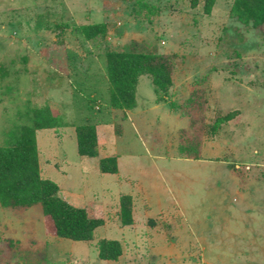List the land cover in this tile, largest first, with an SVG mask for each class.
<instances>
[{
	"label": "rangeland",
	"instance_id": "rangeland-1",
	"mask_svg": "<svg viewBox=\"0 0 264 264\" xmlns=\"http://www.w3.org/2000/svg\"><path fill=\"white\" fill-rule=\"evenodd\" d=\"M233 2L0 0V146L48 108L61 125L36 131L40 176L103 220L73 241L40 204H0V264H264V26L238 21ZM92 24L106 31L88 40ZM108 51L169 57L165 99L141 76L136 108H112ZM81 125L95 127L96 157L77 152ZM108 156L116 174L98 168ZM101 239L120 242L116 261L98 256Z\"/></svg>",
	"mask_w": 264,
	"mask_h": 264
},
{
	"label": "trees",
	"instance_id": "trees-1",
	"mask_svg": "<svg viewBox=\"0 0 264 264\" xmlns=\"http://www.w3.org/2000/svg\"><path fill=\"white\" fill-rule=\"evenodd\" d=\"M215 0H206L205 12L209 13ZM231 14L241 23L254 28L264 26V0H234ZM86 39L105 33L103 24L80 27ZM107 78L109 82V104L112 108L132 110L136 108V88L141 76H149L154 86L156 101L167 96L172 84V63L167 56L127 51L106 53ZM233 114L219 118L228 121ZM59 118L48 108L34 110L33 126H23L9 145L0 146V204L3 207L27 208L34 204L42 206L43 214L52 223L55 234L73 241H90L95 229L103 224L100 218L88 215L83 207L73 206L59 195L58 185L40 176L36 131L60 126ZM77 152L80 156H97V134L93 125L75 127ZM181 147L189 157L197 156L194 149ZM101 173L116 174L117 158L108 156L99 159ZM120 218L123 225L132 223L131 198H120ZM122 255L118 240L101 239L98 242V256L102 260L116 261Z\"/></svg>",
	"mask_w": 264,
	"mask_h": 264
}]
</instances>
